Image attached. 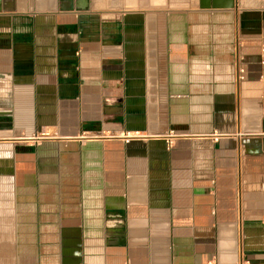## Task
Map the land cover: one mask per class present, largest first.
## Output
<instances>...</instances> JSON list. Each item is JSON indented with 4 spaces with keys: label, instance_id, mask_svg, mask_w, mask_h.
Here are the masks:
<instances>
[{
    "label": "crops",
    "instance_id": "1",
    "mask_svg": "<svg viewBox=\"0 0 264 264\" xmlns=\"http://www.w3.org/2000/svg\"><path fill=\"white\" fill-rule=\"evenodd\" d=\"M78 1L0 0V264H264V0Z\"/></svg>",
    "mask_w": 264,
    "mask_h": 264
},
{
    "label": "built area",
    "instance_id": "2",
    "mask_svg": "<svg viewBox=\"0 0 264 264\" xmlns=\"http://www.w3.org/2000/svg\"><path fill=\"white\" fill-rule=\"evenodd\" d=\"M244 76H245L244 69L238 68L237 69V79L239 81L240 80H243L244 79ZM111 137H115L116 139H120L124 143H129L132 140L141 138V136L139 134H137V133H134V134H131V133H122V134H119L117 136H111Z\"/></svg>",
    "mask_w": 264,
    "mask_h": 264
},
{
    "label": "water",
    "instance_id": "3",
    "mask_svg": "<svg viewBox=\"0 0 264 264\" xmlns=\"http://www.w3.org/2000/svg\"><path fill=\"white\" fill-rule=\"evenodd\" d=\"M59 2H65L66 4L64 6H60V10L62 11H72L74 9L76 10H82L83 9V5L82 6H72V0H58ZM80 2V0L78 1Z\"/></svg>",
    "mask_w": 264,
    "mask_h": 264
}]
</instances>
